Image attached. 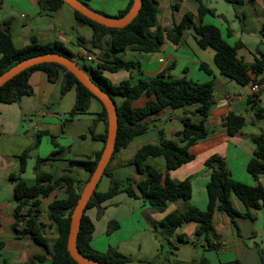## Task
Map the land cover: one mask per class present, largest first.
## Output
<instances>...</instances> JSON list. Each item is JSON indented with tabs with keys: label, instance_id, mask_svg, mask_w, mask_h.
Returning <instances> with one entry per match:
<instances>
[{
	"label": "crops",
	"instance_id": "crops-1",
	"mask_svg": "<svg viewBox=\"0 0 264 264\" xmlns=\"http://www.w3.org/2000/svg\"><path fill=\"white\" fill-rule=\"evenodd\" d=\"M38 1L2 0L0 4V22L5 23L3 26L9 31L15 48L25 47L32 38L39 45L60 41L73 55L75 62L77 59H85L86 55L96 58L99 50L91 49L88 43L92 29L78 23L70 7L62 5L56 11L48 13L40 9ZM94 1L97 5L89 4L93 0H87L92 9L112 16L127 6V0ZM199 3L211 10L212 14L206 13L197 17ZM187 13L195 16V24L201 22L213 25L219 29L221 37L227 44L238 45L237 57L246 64H251L260 54H264V0H243L241 4H230L224 0H157L156 26L161 30H170ZM78 37L83 38L84 41H78ZM122 56L125 60L138 62L140 67L139 71L123 70L126 73L122 76L124 79H119L117 83L126 79L135 83L138 79L151 78L161 72L174 78L184 77L196 83L212 81V105L204 123L208 134L189 147V152L194 156L191 161L169 171V177L175 182L190 178L191 197L187 201L189 205L199 209H204L206 206V184L210 170L206 169L204 162L212 155H218L225 160L231 179L246 185L254 186L259 183L264 188V175H260L258 180L254 181L246 169L256 149L252 138L257 136L264 138V112L258 118L255 116V113L264 107V89L256 94H250L247 85L240 86L222 77L213 63V51L208 48L200 49L191 29L183 32L177 45L164 41L154 52L125 50ZM201 63L211 71V76L199 69ZM119 72L120 70L115 73L103 72V75L108 79L110 75ZM263 76L264 72L255 78ZM28 84L31 95L23 96L18 102L0 103V250L15 251L18 264H39L34 259V255L46 257L48 255L44 248L34 245L30 236L23 232L24 224L14 225L16 202L12 191L14 183L9 179V175L17 173L20 165L19 156L24 149L32 146L37 138L38 144L28 151L24 171L19 177L27 184H32L35 179L34 167L38 160L41 171L51 173L54 177L65 174L74 177L71 174L73 167H70L68 162L93 159L104 145L94 137L103 134L105 126L98 116L101 106L95 99H90L87 113L73 117L63 126L65 114L71 111L74 104V90L67 91L61 97L59 92L61 80L52 83L40 70L33 71L29 75ZM144 101L145 98H141L136 103L141 105ZM194 109L195 106L176 110L165 108L149 117L147 121L151 122L157 133L161 131L165 139L177 142L178 137L175 134L182 128V119L190 117L194 121L198 120L197 115L193 114ZM253 111L256 112L252 113ZM229 113L244 118L243 126L232 136L227 135L224 127L225 117ZM162 120L174 125L168 129V134L164 129L155 127V124H159ZM130 143L116 153L110 164V172L113 179L123 182L122 179L114 177V170L128 167L130 169L128 178L134 187L137 182L144 179V175L139 174L136 167L127 162L142 145L154 144L156 141L143 142L124 156L122 151L127 149ZM53 144L66 149L56 157L58 162L63 163V168H54L56 160L52 165L49 164L50 160H46L56 149ZM146 163L160 172L166 170L162 157L148 158ZM74 178L83 182L87 176ZM107 179L104 187L97 189L99 192L108 190L110 178ZM134 191L137 198L130 197L126 193H118L103 202L100 208L91 207L86 210L85 215L93 227L90 239V247L93 251L106 253L109 249H113L132 260L131 253L122 247L126 239H120L116 234L122 223L137 210L145 214L143 228L155 232L154 225L166 214L173 211L182 212L187 205L183 201L168 202L163 212L155 211L139 197L137 190ZM64 198H66L65 187L60 186L47 197L38 199L36 220L41 224V232L48 246H51L57 238V226L48 218L47 207L52 201ZM230 201L239 213L245 212L243 204L234 195L230 197ZM28 208V205L23 206L22 213ZM43 213L46 215V220L39 219V215ZM234 221L236 228L224 212L215 211L212 216V230L207 238L195 235L197 223L188 222L177 228L168 240L161 237L160 239L166 243L170 254L175 258L188 251L197 253L199 248L203 252H215L219 264H260L259 251L264 253V205L250 211L248 217H236ZM109 223L112 224L111 230L108 229ZM126 229L131 230L132 224L126 226ZM48 230L52 232L49 233ZM157 254L149 258L143 256L140 260L150 262ZM202 259L211 264L204 255L179 262L199 264ZM175 261L178 260L160 262L159 257L154 260L156 264H173Z\"/></svg>",
	"mask_w": 264,
	"mask_h": 264
},
{
	"label": "trees",
	"instance_id": "trees-1",
	"mask_svg": "<svg viewBox=\"0 0 264 264\" xmlns=\"http://www.w3.org/2000/svg\"><path fill=\"white\" fill-rule=\"evenodd\" d=\"M80 1L91 8L87 0ZM224 1L230 4H241L243 2V0ZM1 2L2 0H0V4ZM131 4L132 0H127V6L112 17L123 16L129 10ZM38 5L41 10L51 13L66 4L62 0H39ZM72 11L78 23L85 24L92 29V36L88 43L91 49L99 50L94 59L95 68H88L85 65L79 66L74 61L73 55L60 41L39 45L32 38L28 45L17 49L13 46L9 31L3 26L5 23L0 22V74L25 58L56 53L73 60L76 65L86 72L91 81L108 94L114 102L115 97L121 98L119 104L115 103L118 120L115 147L102 175V177L110 178V186L106 192H99L97 190L98 184L95 187L81 217L76 247L83 256L89 259L113 264H130L131 258L113 249H109L106 253H98L91 249L90 239L93 227L85 212L91 207L100 208L103 202L118 193H126L130 197L137 198L134 190L138 191L139 197L143 198L149 207L159 212L165 210L168 202L183 201L187 203L191 197L190 178L175 182L169 177V171L191 161L194 156L189 152V147L207 136L208 132L204 123L212 105L213 88L211 80L196 83L184 77L174 78L165 74V72L158 73L151 78L138 79L135 83L126 79L117 84H112L103 75V72L139 71L138 62L123 58L122 54L125 50L150 53L158 50L164 41L177 45L183 32L189 29L193 31L195 42L200 49L208 48L213 51V63L218 73L240 86L255 81V76L264 72V54H260L259 58H255L251 64H246L237 57L238 45L231 46L227 44L221 37L219 29L213 25L202 24L201 22L195 24V16L190 13L183 15L181 20L170 30H161L156 26L157 0H142L136 17L123 28H107L75 10ZM206 13L212 14V11L204 8L199 3L196 16L201 17ZM77 39L78 41H84L81 37ZM199 69L211 76V71L205 64L201 63ZM36 70L44 72L47 79L52 83L61 80L59 91L61 97L71 89L75 92L74 104L71 111L65 114L63 126L73 117L87 113L90 99L98 101L101 106V112L98 116L103 121L105 128L103 134L94 138L104 144L107 119L101 102L79 83L70 72L58 64L43 63L27 68L14 76L0 87V103L18 102L23 96L31 95L28 78ZM141 98H145V101L139 105L136 102ZM188 106H195L193 114L197 115L198 120L194 121L190 117L182 119V128L175 134L178 137L177 142L165 139L162 132L158 131L157 142L142 145L133 158L127 162L133 164L137 172L144 175V179L137 182L133 187L129 178H126L123 182L112 178L110 164L116 153L120 149L126 148L135 137L145 134L152 127L151 122L147 121L149 117L158 114L165 108L176 110ZM263 112L264 107L259 109L255 116L258 118ZM243 124L244 118L233 113H229L224 120V127L228 136L238 132ZM252 142L255 144L256 149L249 159L246 169L253 180L257 181L260 175H264V138L263 136H257L252 138ZM37 144L38 140L36 138L32 146L23 150L19 156L20 165L17 173L9 175V179L14 183L12 191L13 199L16 202L14 225L24 224L23 232L30 236L34 245L44 248L49 258L45 255H34V259L39 264H78L70 257L66 249L70 214L83 186L94 171L102 150L96 153L93 159L70 160L68 162L70 167L78 166L87 172V178L83 182L77 181L68 174L54 177L51 173L41 171L40 160H38L34 167V182L27 184L19 176L24 171L28 151ZM53 146L56 149L49 154L46 160H51L66 150L56 144H53ZM151 157H162L166 170L160 172L146 163V160ZM204 165L207 170H210V177L206 184L207 202L205 208L199 209L187 203L184 211H173L166 214L159 223L154 225L155 233L162 239L168 240L177 228L188 222L197 223L195 235L207 238L212 230V216L215 211L224 212L236 228L234 221L236 217H248L250 211L264 205V188L259 183L253 186L231 179L226 168V162L222 157L212 155L205 160ZM60 186L65 187L66 198L56 199L47 207L48 218L57 226V238L51 246H48L47 240L41 232V224L36 220L38 199L39 197H47ZM232 195L243 204L245 209L243 214L233 208L230 201ZM25 205H28L29 208L25 213H22V208ZM108 229H112V224L109 223ZM259 257L260 264H264V253L262 251H259ZM156 258H158V254L149 263L152 264ZM173 264L183 263L175 261ZM199 264L209 263L202 259Z\"/></svg>",
	"mask_w": 264,
	"mask_h": 264
},
{
	"label": "water",
	"instance_id": "water-1",
	"mask_svg": "<svg viewBox=\"0 0 264 264\" xmlns=\"http://www.w3.org/2000/svg\"><path fill=\"white\" fill-rule=\"evenodd\" d=\"M62 1L72 10L77 11L86 18L107 28H123L127 26L136 17L142 4V0H132L131 7L123 16L112 17L106 16L93 10L92 8H89L80 0ZM43 63H55L64 67L66 71L70 72L79 83H81L94 97H96L101 102L106 112L107 129L103 149L96 163L94 171L91 173L88 181L83 186L79 198L70 214L66 249L70 257L78 264H113L96 261L83 256L76 247V238L86 204L93 194L99 180L101 179L105 167L109 163L114 151L118 125L115 102L108 94L96 86L88 77L86 72L76 65L73 60L56 53L35 55L19 61L0 74V87L25 69Z\"/></svg>",
	"mask_w": 264,
	"mask_h": 264
},
{
	"label": "rangeland",
	"instance_id": "rangeland-1",
	"mask_svg": "<svg viewBox=\"0 0 264 264\" xmlns=\"http://www.w3.org/2000/svg\"><path fill=\"white\" fill-rule=\"evenodd\" d=\"M89 2L92 4L97 5L96 3ZM109 16H112L108 14ZM87 56V55H86ZM92 58V60L87 59H77L76 63L79 66L85 65L88 68H95V61L92 56H89ZM125 71V70H124ZM123 70H120V72L116 75H110L109 80L112 84L117 83L119 79L122 78L126 73H124ZM124 79V78H122ZM121 102L120 97H115V103L119 104ZM140 103V102H139ZM256 111H253L252 113H255ZM174 125L170 123L169 121L162 120L159 124H155V127L157 129H164L166 134H168V129L172 128ZM158 135L155 129L151 127L145 134L135 137L132 142L130 143L129 147L125 149L123 152L124 156H127L133 149H136L141 143L146 141H156L157 142ZM56 160V157H53L49 162V164H53V162ZM57 161V160H56ZM54 168L60 169L63 168V163H60L57 161L55 162V165H53ZM53 173H56L55 170H52ZM59 170L57 171V173ZM71 174L76 178H82L87 176V172H85L80 167L76 166L71 169ZM130 169L128 167H121L118 170H114V177H118L122 179L121 181H124L125 178L130 177ZM83 178V179H84ZM108 179L106 177H102L101 180L98 183L97 189H102L104 187L105 182H107ZM9 193V192H8ZM45 213V212H44ZM41 214L40 220H46V215ZM143 221L145 222V214H141L140 211H134L131 216L122 223L120 230L116 233L120 239H126L122 243V247L126 251H129L132 255V260L130 261V264H151L149 261H143L140 259H143L142 257L145 256L147 258L151 257L152 255L158 253L159 261L164 262L165 260L174 261L177 259L178 261H188L192 257H200L201 255H204L211 264H219L218 258L215 254V252H203L201 249H197V253H190V251L181 253L178 258H175L173 255L170 254L169 248L167 247L166 243L160 239V237L153 231L150 232L143 228ZM132 224V229H126V226H130ZM55 231V230H54ZM49 233L52 232V230H48ZM55 234V233H54ZM51 238V237H50ZM121 247V248H122ZM16 252L10 249H2L0 250V264H18ZM194 255V256H193ZM138 259V260H137ZM152 259V258H150ZM152 264H156L155 262H152Z\"/></svg>",
	"mask_w": 264,
	"mask_h": 264
},
{
	"label": "built area",
	"instance_id": "built-area-1",
	"mask_svg": "<svg viewBox=\"0 0 264 264\" xmlns=\"http://www.w3.org/2000/svg\"><path fill=\"white\" fill-rule=\"evenodd\" d=\"M85 59L92 60V58L89 56H85ZM247 86L249 88L250 94L258 93L259 91L264 89V76L256 79L255 81L249 82Z\"/></svg>",
	"mask_w": 264,
	"mask_h": 264
}]
</instances>
